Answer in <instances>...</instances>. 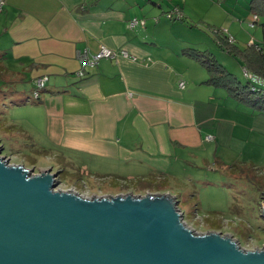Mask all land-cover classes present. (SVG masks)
<instances>
[{"label": "crops", "instance_id": "0c3cea01", "mask_svg": "<svg viewBox=\"0 0 264 264\" xmlns=\"http://www.w3.org/2000/svg\"><path fill=\"white\" fill-rule=\"evenodd\" d=\"M216 2L222 14L236 11L233 0H4L0 64L11 78L31 80L33 100L23 105L43 151L59 164L80 154L104 163L106 175L144 179L176 177L181 159L218 146L223 130L207 123L211 112L248 110L207 82L189 50L205 52L198 44L210 42L184 21ZM175 6L181 17L167 18ZM133 17L144 24L128 27ZM101 45L128 56L83 65L78 54ZM39 76L46 81L35 99Z\"/></svg>", "mask_w": 264, "mask_h": 264}, {"label": "rangeland", "instance_id": "374dc122", "mask_svg": "<svg viewBox=\"0 0 264 264\" xmlns=\"http://www.w3.org/2000/svg\"><path fill=\"white\" fill-rule=\"evenodd\" d=\"M233 2L236 11L232 15L222 14L216 2L206 4L198 16L184 21L190 30L194 28L209 40L210 43L202 42L196 36L202 42L198 45L205 51V59L215 57L222 69L245 84L248 79L243 57L236 50L230 53L229 46H221L215 37L218 35L224 42V34L231 35L237 42L236 49L242 50L248 43L262 39V18L258 17L253 27L250 23L254 13L249 11V0ZM205 72L209 78L206 68ZM12 73L0 64V155L10 164H22L34 173L47 168L59 170L55 188L75 190L83 197L173 193L184 223L196 233L217 231L231 236L244 249L264 246V218L259 209L264 199V111L240 102L248 110L246 113L235 111L233 106L230 107L234 110L218 111L220 116L211 112L207 123L214 127L220 122L223 140L218 146L210 142L203 156L198 151L197 157L189 154L181 159L176 177L119 178L106 175L104 163L85 155L68 153V164H59L56 157L47 155L43 151L46 144L39 138L35 121H31L35 117L23 105L33 100L31 80L11 78ZM223 90L230 93L226 87ZM224 92L223 97H227Z\"/></svg>", "mask_w": 264, "mask_h": 264}, {"label": "water", "instance_id": "95a60500", "mask_svg": "<svg viewBox=\"0 0 264 264\" xmlns=\"http://www.w3.org/2000/svg\"><path fill=\"white\" fill-rule=\"evenodd\" d=\"M59 172L0 155V264H264V246L189 228L173 194L83 197L55 188Z\"/></svg>", "mask_w": 264, "mask_h": 264}, {"label": "trees", "instance_id": "16d2710c", "mask_svg": "<svg viewBox=\"0 0 264 264\" xmlns=\"http://www.w3.org/2000/svg\"><path fill=\"white\" fill-rule=\"evenodd\" d=\"M250 9L253 13L257 14L258 17L262 18L259 24L261 25L264 31V0H251ZM215 38L221 46H225L227 44L229 46L228 51L230 53H233L236 50V53L240 54L243 57V69H246L254 74L264 76L262 53L255 47V44L264 46V32L262 35V39L258 43H254L252 41L251 43H248V45L244 49L239 51L236 49L237 46L234 45V41L232 43L228 42L226 34H224V42L222 40H219L218 35ZM189 51L193 52V54L196 55L197 59L205 66L206 70L208 71L210 76L207 79V82L217 86L222 85V87L224 88L226 87L234 97L251 104L260 111H264V92L262 89L252 90L249 85V80L245 84H242L237 81L230 72L226 71V69H222L223 67L221 68V65L217 64L218 62L215 57H206V60L204 54L205 52H197L195 50ZM212 71H214L215 74ZM256 86L262 88V86ZM35 88L36 84H34L33 89Z\"/></svg>", "mask_w": 264, "mask_h": 264}, {"label": "built area", "instance_id": "2783aa9c", "mask_svg": "<svg viewBox=\"0 0 264 264\" xmlns=\"http://www.w3.org/2000/svg\"><path fill=\"white\" fill-rule=\"evenodd\" d=\"M4 5V0H0V10H2ZM167 18H179L181 17V10L179 7H173L172 9H169L167 11H165ZM258 20V16L257 14H253V21L250 23L253 27L255 26V22ZM137 24H144V19L143 18H137V17H133L129 20L128 22V27L132 28ZM227 40L228 42L232 43L234 41V38L231 35H227ZM251 43V42H250ZM255 47L257 50L261 51L262 53V57H263V68H264V46L259 45V44H255ZM122 56V57H127L128 53L125 50H112L111 48L105 46V45H101L99 47V49L92 53V54H87L86 52H84L83 54H78V58L79 60L83 63V65H89L92 66L94 64H96L98 62V60L100 59H116L117 57ZM244 73L247 77V79L249 80V85L250 88H252V90H258V89H262L264 92V76L259 75V74H254L252 72H249L246 69H243ZM77 74L82 75L83 71L79 70L77 72ZM46 81V76H39L35 78V84H36V88L33 90V96L35 99L39 98V93H40V89L44 86V83ZM262 86V88L256 86ZM179 86L183 87V81L179 82ZM129 95H131V93H128Z\"/></svg>", "mask_w": 264, "mask_h": 264}]
</instances>
